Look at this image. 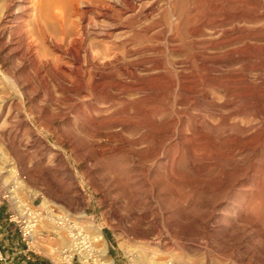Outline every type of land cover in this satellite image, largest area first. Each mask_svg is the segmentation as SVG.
<instances>
[{
	"label": "bare ground",
	"instance_id": "obj_1",
	"mask_svg": "<svg viewBox=\"0 0 264 264\" xmlns=\"http://www.w3.org/2000/svg\"><path fill=\"white\" fill-rule=\"evenodd\" d=\"M158 1L156 18L139 26L141 0H0V72L23 98L48 103L63 122L90 123L86 132L93 141L104 135L119 143L115 155L123 175L149 196L168 190L178 196L218 192L212 207L221 212L217 217L227 215L242 203V191L264 193V135L250 140L249 130L243 129V138L239 133L232 140L224 136L233 118L264 122V88L252 82L264 75V0ZM249 26L261 31L250 33ZM251 43L263 54L248 53L245 45ZM167 49L180 54L179 66H167ZM220 50L232 55L217 57ZM156 54L161 56L151 58ZM221 67L242 70L239 81L244 82L213 81ZM151 70L165 79L162 88L140 83ZM217 93L225 104L215 103ZM141 95L154 96L157 104L137 122L135 103L143 100ZM199 95L210 106L197 101ZM239 101L247 102V109L241 110ZM120 105L126 118L109 121L108 109ZM38 110L51 112L48 106ZM209 117L225 128L210 130L215 123ZM248 148L257 160L246 166ZM181 162L186 168L175 169ZM91 228V241L105 254L101 228Z\"/></svg>",
	"mask_w": 264,
	"mask_h": 264
},
{
	"label": "rangeland",
	"instance_id": "obj_2",
	"mask_svg": "<svg viewBox=\"0 0 264 264\" xmlns=\"http://www.w3.org/2000/svg\"><path fill=\"white\" fill-rule=\"evenodd\" d=\"M205 1L208 0H189V4ZM140 5L142 8L136 20L139 26H143L156 18V9L161 7V2L141 0ZM1 7L0 2V13ZM248 28L250 33L261 31L255 26ZM155 30H152V38L157 45L159 33ZM162 46L166 50L167 45L163 43ZM245 50L263 54V49L252 43L245 45ZM229 55H232L229 50L217 53V57L225 59ZM160 56L156 54L151 58ZM164 56L167 66H179V53L167 49ZM261 57L264 65V55ZM1 62L0 56V65ZM8 66L4 65L3 69L7 71ZM220 69L214 74L213 81L225 85L244 82L239 81L242 70ZM151 73L140 83L162 88L165 79L158 76L156 70ZM190 74H186L187 78ZM252 82L264 88V75L262 80ZM138 98L143 100L135 103L134 121L137 122L141 114L153 112L157 104L153 102L154 96L146 99L141 95ZM197 101L210 106L203 95L197 96ZM215 103L225 104L220 93L215 96ZM238 103L241 110L249 105L245 101ZM41 106H48L51 112L39 111ZM124 107L108 109L107 119L126 118ZM209 119L215 123L208 126L210 130L225 128L217 121L219 119ZM231 123L224 131L226 139L237 138L236 134L243 129L249 130L250 140L264 135V122L256 119L243 122L233 118ZM92 127L88 122L82 125L75 121L72 124L63 122L48 103H34L23 98L18 88L5 83L0 72V177L14 178L20 173L26 178L27 188L34 195H40L39 201L42 194L45 202L60 204L73 214L84 216L82 223L88 229L102 228L108 239L107 250L108 246L110 248L108 262L114 258L116 264H156L165 259H172L175 264H264L262 191H242L240 206L219 217L217 215L221 212L212 207L220 197L218 192L210 196L194 190L178 196L168 190L149 196L139 183L134 184L123 175L121 160L115 155L119 143L109 141L104 135L98 136L97 142L93 141L86 132ZM246 153V166L256 162L255 150L248 148ZM20 159L25 160V165ZM186 165L181 162L175 169L183 170ZM63 197H68L69 202H64ZM46 225L50 226V223Z\"/></svg>",
	"mask_w": 264,
	"mask_h": 264
},
{
	"label": "built area",
	"instance_id": "obj_3",
	"mask_svg": "<svg viewBox=\"0 0 264 264\" xmlns=\"http://www.w3.org/2000/svg\"><path fill=\"white\" fill-rule=\"evenodd\" d=\"M25 179L20 173L14 178L0 177V207H5L7 221L15 226L22 242L15 248L16 255L27 262L44 260L43 264H107L109 246L103 254L101 245L91 241L92 232L83 225V217L54 202H44L42 194L39 201L40 195L27 188ZM101 235L108 243L102 228ZM7 260L0 246V263ZM110 264H116L114 258ZM156 264L175 262L165 259Z\"/></svg>",
	"mask_w": 264,
	"mask_h": 264
},
{
	"label": "crops",
	"instance_id": "obj_4",
	"mask_svg": "<svg viewBox=\"0 0 264 264\" xmlns=\"http://www.w3.org/2000/svg\"><path fill=\"white\" fill-rule=\"evenodd\" d=\"M0 246L8 257L7 263L0 264H43L44 260L27 262L24 257L16 255L15 248L21 247L20 235L15 226L7 221L5 207H0ZM50 264V263H47Z\"/></svg>",
	"mask_w": 264,
	"mask_h": 264
}]
</instances>
